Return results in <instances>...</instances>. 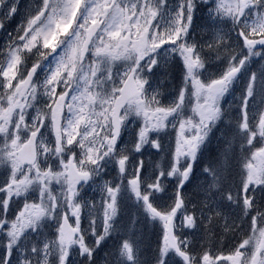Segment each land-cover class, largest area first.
<instances>
[{
    "label": "clouds",
    "instance_id": "obj_1",
    "mask_svg": "<svg viewBox=\"0 0 264 264\" xmlns=\"http://www.w3.org/2000/svg\"><path fill=\"white\" fill-rule=\"evenodd\" d=\"M0 264H264V0H0Z\"/></svg>",
    "mask_w": 264,
    "mask_h": 264
}]
</instances>
